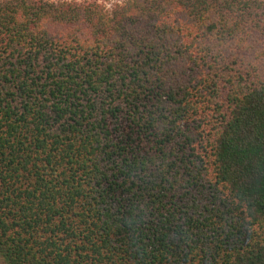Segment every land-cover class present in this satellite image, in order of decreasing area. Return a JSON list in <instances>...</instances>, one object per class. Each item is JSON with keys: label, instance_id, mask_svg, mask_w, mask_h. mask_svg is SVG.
<instances>
[{"label": "trees", "instance_id": "trees-1", "mask_svg": "<svg viewBox=\"0 0 264 264\" xmlns=\"http://www.w3.org/2000/svg\"><path fill=\"white\" fill-rule=\"evenodd\" d=\"M0 264H264V0L1 1Z\"/></svg>", "mask_w": 264, "mask_h": 264}, {"label": "rangeland", "instance_id": "rangeland-1", "mask_svg": "<svg viewBox=\"0 0 264 264\" xmlns=\"http://www.w3.org/2000/svg\"><path fill=\"white\" fill-rule=\"evenodd\" d=\"M3 0H0V2ZM50 2H59V1H77V2H99L104 5L107 9L115 7L117 4H122L126 0H48Z\"/></svg>", "mask_w": 264, "mask_h": 264}]
</instances>
